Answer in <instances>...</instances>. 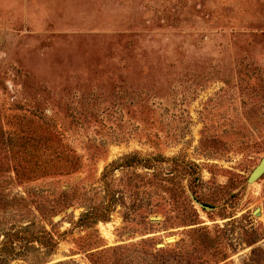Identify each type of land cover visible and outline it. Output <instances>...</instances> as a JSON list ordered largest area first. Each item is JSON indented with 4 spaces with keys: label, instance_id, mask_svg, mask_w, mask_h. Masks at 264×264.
Instances as JSON below:
<instances>
[{
    "label": "rangeland",
    "instance_id": "rangeland-1",
    "mask_svg": "<svg viewBox=\"0 0 264 264\" xmlns=\"http://www.w3.org/2000/svg\"><path fill=\"white\" fill-rule=\"evenodd\" d=\"M263 158L264 0H0V264H264Z\"/></svg>",
    "mask_w": 264,
    "mask_h": 264
},
{
    "label": "water",
    "instance_id": "water-1",
    "mask_svg": "<svg viewBox=\"0 0 264 264\" xmlns=\"http://www.w3.org/2000/svg\"><path fill=\"white\" fill-rule=\"evenodd\" d=\"M264 175V158L262 159L261 163L256 167V169L250 175L248 182L250 184L255 183ZM207 208V207H206ZM169 242H172V239H168Z\"/></svg>",
    "mask_w": 264,
    "mask_h": 264
},
{
    "label": "bare ground",
    "instance_id": "bare-ground-1",
    "mask_svg": "<svg viewBox=\"0 0 264 264\" xmlns=\"http://www.w3.org/2000/svg\"><path fill=\"white\" fill-rule=\"evenodd\" d=\"M172 241H174V239H172Z\"/></svg>",
    "mask_w": 264,
    "mask_h": 264
}]
</instances>
